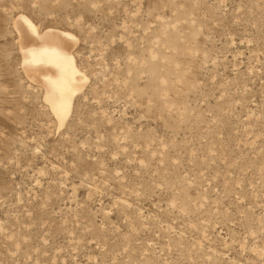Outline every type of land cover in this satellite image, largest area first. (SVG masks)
<instances>
[{
    "label": "rangeland",
    "instance_id": "rangeland-1",
    "mask_svg": "<svg viewBox=\"0 0 264 264\" xmlns=\"http://www.w3.org/2000/svg\"><path fill=\"white\" fill-rule=\"evenodd\" d=\"M17 13L78 38L60 127ZM0 264H264V0H0Z\"/></svg>",
    "mask_w": 264,
    "mask_h": 264
},
{
    "label": "bare ground",
    "instance_id": "bare-ground-1",
    "mask_svg": "<svg viewBox=\"0 0 264 264\" xmlns=\"http://www.w3.org/2000/svg\"><path fill=\"white\" fill-rule=\"evenodd\" d=\"M18 35L22 68L27 77L41 85L43 99L58 123L64 125L74 99L87 80L74 56L77 36L71 31L38 26L24 13L13 18Z\"/></svg>",
    "mask_w": 264,
    "mask_h": 264
}]
</instances>
